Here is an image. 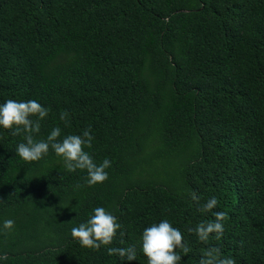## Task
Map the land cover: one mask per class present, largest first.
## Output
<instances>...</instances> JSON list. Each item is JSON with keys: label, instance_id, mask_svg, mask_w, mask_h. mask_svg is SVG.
I'll list each match as a JSON object with an SVG mask.
<instances>
[{"label": "trees", "instance_id": "1", "mask_svg": "<svg viewBox=\"0 0 264 264\" xmlns=\"http://www.w3.org/2000/svg\"><path fill=\"white\" fill-rule=\"evenodd\" d=\"M8 99L48 109L34 139L90 129L85 150L112 166L89 187L51 149L23 161V134L0 129V224L15 222L0 234L5 264H122L71 237L101 206L121 225L111 246H136L128 264H147L141 233L161 219L190 249L180 264L205 249L264 264V0H0ZM212 196L225 231L203 243L189 229L214 219L201 211Z\"/></svg>", "mask_w": 264, "mask_h": 264}, {"label": "clouds", "instance_id": "2", "mask_svg": "<svg viewBox=\"0 0 264 264\" xmlns=\"http://www.w3.org/2000/svg\"><path fill=\"white\" fill-rule=\"evenodd\" d=\"M48 115V109L34 99H8L0 103V129L10 130L13 135L23 134V142L16 145V155L25 162H37L46 157L51 149L63 162L67 172L80 170L87 173V186L105 182L108 179L106 170L112 166L111 161L105 158L97 164L93 156L85 150L92 147L94 139L90 129H84L80 134L64 135L60 139L62 129L54 127L46 139H34V135L40 132V122ZM59 119L67 126L66 112H61ZM192 199H198L195 193L192 194ZM218 204L215 196L210 197L203 204L201 211L211 213L214 219L200 222L195 228L189 229L200 242L207 243L212 236L220 240L223 236L226 214L223 211H212ZM14 223L12 219L3 220L0 224V234L11 232ZM120 228L116 216L105 207H95L86 221L71 229V237L82 248L93 251L104 248L109 256H118L122 264H128L136 260V246H111ZM139 244L147 258V264H180L183 256L178 253L182 252L186 256L190 252L181 230L174 227L168 219H161L145 227ZM7 259L6 253L0 254V264H5ZM199 264H235V260L232 257L221 258L219 249H205Z\"/></svg>", "mask_w": 264, "mask_h": 264}]
</instances>
